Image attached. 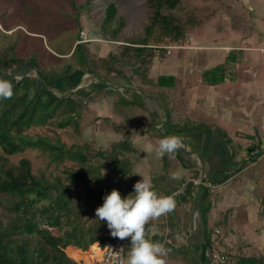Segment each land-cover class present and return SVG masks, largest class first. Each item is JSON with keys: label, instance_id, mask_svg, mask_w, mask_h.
<instances>
[{"label": "crops", "instance_id": "crops-1", "mask_svg": "<svg viewBox=\"0 0 264 264\" xmlns=\"http://www.w3.org/2000/svg\"><path fill=\"white\" fill-rule=\"evenodd\" d=\"M242 1L250 9L254 30L227 31L229 36L222 32V39L239 42L234 49L228 46L226 56L235 50L244 59L236 67H228L222 82L207 84L201 79L205 69L220 62L186 67L181 74L173 67H166V72L155 67L158 76L171 75L174 81L171 86H162L156 78L157 87L151 94L145 90L149 86L145 67H128L131 75L126 69L118 72L124 67H106L103 84L114 91L123 88L127 102L120 104L106 96L90 104L95 120L107 117L122 122V130L109 126L105 135L118 141L124 133L132 150L140 148V172L150 176L145 170L154 162L158 175L150 177L158 194L170 195L187 182L189 189L175 197V210L146 225L147 236L169 250L166 264H222L232 263L236 255H264V6L259 0ZM220 54L213 51V61ZM84 73L89 72L80 67L64 74L68 87L78 81L74 88H81L78 78ZM131 76H137L136 81ZM152 133L161 138L179 136L184 148L158 156L155 146L160 139ZM254 148L262 153L250 156ZM177 171L181 178L172 179ZM141 179L138 176V181ZM194 180L211 183L212 187L205 185V199L201 198L202 183ZM98 243L85 250L67 246L65 252L79 264H94Z\"/></svg>", "mask_w": 264, "mask_h": 264}, {"label": "rangeland", "instance_id": "rangeland-1", "mask_svg": "<svg viewBox=\"0 0 264 264\" xmlns=\"http://www.w3.org/2000/svg\"><path fill=\"white\" fill-rule=\"evenodd\" d=\"M109 1L115 2L118 9L117 17L110 25L103 27L102 20ZM259 1L264 6V0ZM174 11L187 23L184 37L176 41L168 37L157 41L151 38L148 46L152 48L146 50L142 57L147 60L142 63L135 56L136 51L133 48L135 46L126 50L123 48L126 39H135L144 34L149 9L142 0H0V55H14L24 60L34 57L39 68L60 74L53 82V86L47 88L53 95H67L79 89L74 88L78 81L73 79L71 80L73 82H70L71 86L68 87L69 81L64 76V70L66 67H71L72 70L81 67L77 58L81 55L82 49L89 64L97 70L98 74L95 73V77L91 73L79 75L81 88L86 91L95 90L90 99L80 98L83 107L79 111L77 127L72 124L60 127L57 125L60 117H56L45 125L31 126L24 130L28 135L45 136L54 143L59 141L66 146L82 149L86 154L85 165L99 169L100 182L92 179L87 185L73 186L69 181H64L70 185L74 207L79 213L80 222L85 226L106 224V221L96 219L95 209L102 206L104 196L113 189L119 190L122 198L134 191L133 186L139 176L135 174L140 172L142 160L138 147L124 152L123 155L129 160L131 172L117 175L109 168V161L96 154L98 149H107L114 142L113 137L108 138L105 135L107 127L113 126L122 130V122L107 117H103L101 121H98V118L95 120L93 118L96 115L95 109L91 108L90 104L93 102L94 105L106 96H112L120 104H126L123 98L126 91L123 88L120 87L118 92L103 84L101 79L106 78V67H124L120 72L126 69L125 72L129 75L131 71L128 67H145V81L149 84L145 90L154 94L158 76L155 67L164 68V72L167 71L166 67H173L175 72L181 74L186 67H209L217 62L224 63L228 46L230 48L239 46V42L228 38L222 39V32L224 36H229L227 31L241 28L244 33H251L254 30L250 9L242 0H180ZM120 19L123 25L117 31L118 39L112 41L110 32L118 27ZM158 32L156 28L153 31L154 36ZM78 41H82V49L80 46L77 54H72L73 47ZM222 46L227 47L222 49ZM152 49L154 51L148 54ZM216 50L221 54L213 61L211 55ZM230 51L235 59L227 61L225 65L236 67V63L244 59L238 56L235 50ZM21 71L38 77L37 70L29 64L23 65ZM8 72L9 76L12 75L10 70ZM12 77L19 78L20 75L14 74ZM135 77L137 76H131V79L136 81ZM152 136L156 140L162 139L157 133H152ZM126 137L128 136L122 133L119 140ZM0 152L3 153L1 148ZM21 158L29 159L32 172L37 176L43 173L49 178L59 176L65 180L67 170L81 169L79 162L68 158L53 161L47 152L37 148H26L9 156L12 164H17ZM152 165L145 170L151 177L158 175L157 169ZM174 191L176 190L170 194ZM3 213H6V210L0 206V214ZM63 228L67 229L68 226Z\"/></svg>", "mask_w": 264, "mask_h": 264}, {"label": "trees", "instance_id": "trees-1", "mask_svg": "<svg viewBox=\"0 0 264 264\" xmlns=\"http://www.w3.org/2000/svg\"><path fill=\"white\" fill-rule=\"evenodd\" d=\"M142 1L149 9L144 34L135 39H126L123 48L126 50L135 46V56L145 63L147 59L142 56L148 48H152L148 46L151 38L156 41L166 37L179 40L185 35L187 23L174 11L180 0ZM117 10L115 2L109 1L102 20L103 27L110 25L117 17ZM121 21L120 19L118 27L110 32L112 41L118 39L117 31L123 25ZM156 28L159 32L154 36ZM80 46L82 49V41L75 43L72 54ZM152 51L154 49L148 54ZM77 59L83 70L92 75L98 74L96 68L89 64L83 49ZM234 59L235 56L230 51L225 61ZM226 62L205 69L202 82H222L227 75ZM26 64L37 70L38 77L22 73V66ZM9 70L12 75L20 77L9 76ZM71 71V67H66L64 74ZM59 76L54 71L46 72L39 68L34 57L24 60L14 55H0V78L11 81L14 90L12 98L0 99V148L3 151L0 152V206L6 210V213L0 214V264H79L66 254L67 246L85 250L93 243H103L109 238L105 234L110 232L107 223L104 226L99 223L96 226H85L80 222L70 194V185L64 182L69 181L73 186L87 185L92 179L100 182L99 169L85 165L86 154L80 148L66 146L59 141L54 143L45 136L24 133L25 129L45 125L56 117H60L57 121L60 127L69 124L77 127L79 111L83 107L80 98L90 99L95 89L86 91L79 88L67 95H53L47 88L53 86ZM173 81L174 77L171 75L157 77L158 85L171 86ZM165 124L170 125L169 118ZM26 148L47 152L53 161L68 158L79 162L81 169L67 170L65 180L59 176L49 178L43 173L37 176L32 172L29 159L21 158L17 164H12L9 160L10 155ZM132 149L130 140L126 137L112 142L107 149H98L96 154L108 160L109 168L117 175L130 174L129 160L123 154ZM186 188L189 189L188 185ZM201 188V198L205 199L208 188L203 184ZM64 226L68 228L64 229ZM205 237L207 241L210 240L208 234ZM222 264H264V255H236L232 263Z\"/></svg>", "mask_w": 264, "mask_h": 264}, {"label": "clouds", "instance_id": "clouds-1", "mask_svg": "<svg viewBox=\"0 0 264 264\" xmlns=\"http://www.w3.org/2000/svg\"><path fill=\"white\" fill-rule=\"evenodd\" d=\"M13 95L12 82L0 78V99H10ZM183 148L184 144L179 136L168 135L159 140L155 151L162 157L165 154H175ZM135 175L142 179L134 184V191L122 198L119 190L113 189L104 196L102 206L95 209L96 219L106 221L112 237L130 239L126 264H166L169 250L163 243L147 236L146 225L173 212L176 208L175 197L179 193L160 195L154 190L150 176L139 171ZM180 178L179 171L172 173V179Z\"/></svg>", "mask_w": 264, "mask_h": 264}, {"label": "built area", "instance_id": "built-area-1", "mask_svg": "<svg viewBox=\"0 0 264 264\" xmlns=\"http://www.w3.org/2000/svg\"><path fill=\"white\" fill-rule=\"evenodd\" d=\"M261 153L262 151L259 148H254L250 152V156L260 155ZM202 182L201 180H194L196 184H201ZM205 185L212 187L211 183H206ZM186 186L187 182H183L181 187L174 191V193H182L186 189ZM106 235L109 238L103 243H98L95 247L97 258L94 264H121V261H124V264H126V252L130 248V239L121 240L114 238L110 232L106 233Z\"/></svg>", "mask_w": 264, "mask_h": 264}]
</instances>
